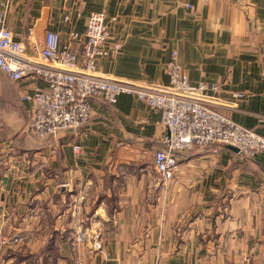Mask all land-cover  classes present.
Masks as SVG:
<instances>
[{"label":"crops","instance_id":"1","mask_svg":"<svg viewBox=\"0 0 264 264\" xmlns=\"http://www.w3.org/2000/svg\"><path fill=\"white\" fill-rule=\"evenodd\" d=\"M93 11L120 43L99 71L167 84L176 51L191 83H221L213 107L264 136V0H10L5 21L31 30L26 51L46 30L74 48ZM35 86L0 74V264H263L264 151L196 147L163 182L158 110L93 97L76 137L37 139L20 98Z\"/></svg>","mask_w":264,"mask_h":264},{"label":"built area","instance_id":"2","mask_svg":"<svg viewBox=\"0 0 264 264\" xmlns=\"http://www.w3.org/2000/svg\"><path fill=\"white\" fill-rule=\"evenodd\" d=\"M9 3L5 0L0 10V74L14 82L42 83L32 93L20 94L21 100L29 103L27 129L35 138H54L61 132L76 137L89 123L91 98L98 97L113 105L120 94H129L160 113L161 147L153 151L151 161L163 182L175 171L176 153L193 147H235L249 157L264 151L263 135L213 107L208 92L218 93L221 83H191L176 51H172L165 67L167 84L112 77L98 70L99 60L120 47L118 42L107 44L110 33L103 12L88 15L83 39L76 47L61 45L58 34L46 30L41 46L32 43L31 50L26 51L24 40L31 30L25 36L7 25ZM69 38L75 41L78 34L72 31ZM234 96L240 98L243 94ZM72 148L75 153L80 152L78 140L73 141Z\"/></svg>","mask_w":264,"mask_h":264},{"label":"trees","instance_id":"3","mask_svg":"<svg viewBox=\"0 0 264 264\" xmlns=\"http://www.w3.org/2000/svg\"><path fill=\"white\" fill-rule=\"evenodd\" d=\"M1 76H4V75H2L1 74ZM5 77V76H4ZM7 78V77H6ZM8 79V78H7ZM9 80H11V79H9ZM12 81V80H11ZM14 82V81H13ZM206 147V146H205ZM194 148H196V147H193V148H191V149H188V150H186V151H184V152H177L176 153V156L179 158V157H181L182 155H184V154H186V153H188V152H190L192 149H194Z\"/></svg>","mask_w":264,"mask_h":264},{"label":"water","instance_id":"4","mask_svg":"<svg viewBox=\"0 0 264 264\" xmlns=\"http://www.w3.org/2000/svg\"><path fill=\"white\" fill-rule=\"evenodd\" d=\"M230 148H232V149H234L235 151H237V149H236L235 147H230Z\"/></svg>","mask_w":264,"mask_h":264}]
</instances>
